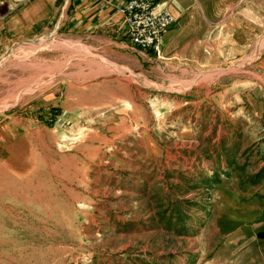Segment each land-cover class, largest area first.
<instances>
[{"label":"rangeland","instance_id":"374dc122","mask_svg":"<svg viewBox=\"0 0 264 264\" xmlns=\"http://www.w3.org/2000/svg\"><path fill=\"white\" fill-rule=\"evenodd\" d=\"M193 1L223 29L165 82L68 34L0 53V264H264V0ZM66 80L102 115L47 121Z\"/></svg>","mask_w":264,"mask_h":264},{"label":"crops","instance_id":"0c3cea01","mask_svg":"<svg viewBox=\"0 0 264 264\" xmlns=\"http://www.w3.org/2000/svg\"><path fill=\"white\" fill-rule=\"evenodd\" d=\"M159 1L164 2L177 19L165 33L160 55L152 49L136 47L127 36L120 11L125 0H3L0 5V53L14 42L29 41L45 33L68 34L76 45L86 50L85 54L104 58V62L108 61L112 66L111 70L103 67L93 71L115 73L118 77L122 74H144L153 77L155 82H165L172 72H188L187 66L192 58L194 64V58L202 56L206 47L211 48L213 33L216 30L221 32L219 28L223 29V26L214 25L212 20L195 22L199 15L196 1ZM190 9L195 12L189 13ZM249 11L250 8H245L239 12L232 7L225 16L231 17L236 25L238 13L246 15ZM189 14L194 16L193 22L187 21ZM217 14L221 15L219 12ZM189 28L194 29L193 33H188ZM229 30L235 35V27H229ZM205 35H208L207 39ZM196 63L199 64V61ZM200 63L203 65L202 61ZM65 82L64 86L48 94L46 99L49 103L44 111L46 120L53 111H61L76 122L89 116L90 111H94L93 116L102 115L100 104L96 107L82 105L72 86L69 87V81ZM76 87L79 88L77 84ZM132 98H117L121 105H125L120 113L128 116V119L132 118L130 114L135 113L137 105L131 103Z\"/></svg>","mask_w":264,"mask_h":264},{"label":"built area","instance_id":"2783aa9c","mask_svg":"<svg viewBox=\"0 0 264 264\" xmlns=\"http://www.w3.org/2000/svg\"><path fill=\"white\" fill-rule=\"evenodd\" d=\"M120 11L133 45L144 50L152 49L160 55L165 33L177 20L165 3L159 0H125ZM61 122L62 126L67 124L66 120Z\"/></svg>","mask_w":264,"mask_h":264}]
</instances>
